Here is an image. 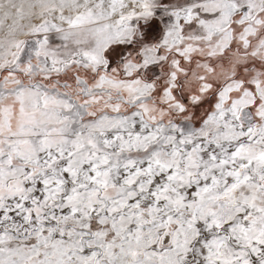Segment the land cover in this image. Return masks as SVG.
Returning <instances> with one entry per match:
<instances>
[{
  "label": "snow or ice",
  "instance_id": "1",
  "mask_svg": "<svg viewBox=\"0 0 264 264\" xmlns=\"http://www.w3.org/2000/svg\"><path fill=\"white\" fill-rule=\"evenodd\" d=\"M0 264H264V0H0Z\"/></svg>",
  "mask_w": 264,
  "mask_h": 264
}]
</instances>
